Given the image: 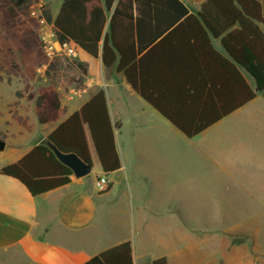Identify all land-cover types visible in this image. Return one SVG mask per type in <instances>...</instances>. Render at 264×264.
<instances>
[{
	"label": "trees",
	"instance_id": "obj_1",
	"mask_svg": "<svg viewBox=\"0 0 264 264\" xmlns=\"http://www.w3.org/2000/svg\"><path fill=\"white\" fill-rule=\"evenodd\" d=\"M33 2L38 0H0V31L21 56L45 60L43 20L60 43H71L100 59L106 80L122 74L130 88L187 139L264 91V18L257 0H205L197 13H190L181 0H63L54 18L47 5L40 7L38 17L32 16ZM212 39H221L227 57L213 48ZM0 63L13 73L19 70L2 40ZM72 65L80 72L76 87L82 88L87 66L79 59ZM58 70L56 59L49 64L46 78L53 81ZM244 73L254 79L258 93ZM16 97L34 101L39 124L57 121L61 102L51 84L35 92L26 87ZM11 114L29 129L27 118ZM120 127L112 122L105 92L99 89L45 140L64 154L74 153L92 163L89 139L102 175L108 177L121 168L115 139ZM0 175L19 181L33 197L62 188L73 178L44 142L0 168ZM83 264H134L132 244L110 247ZM143 264L168 263L161 257Z\"/></svg>",
	"mask_w": 264,
	"mask_h": 264
},
{
	"label": "rangeland",
	"instance_id": "obj_2",
	"mask_svg": "<svg viewBox=\"0 0 264 264\" xmlns=\"http://www.w3.org/2000/svg\"><path fill=\"white\" fill-rule=\"evenodd\" d=\"M39 3H32V16L40 14L44 4ZM59 3L52 0L53 11ZM0 40L19 67L13 73L0 63V138L5 139V132L13 135L19 129L11 113L18 114L21 101L28 102L16 92L49 84L76 87L80 72L72 65L77 57L58 59L57 76L50 82L45 76L49 65L39 70L45 60L21 56L3 30ZM119 82L113 77L104 91L109 112L121 124L115 139L132 175L130 197L145 206L142 248L153 256L180 249L177 256L166 257L168 264H264V91L253 105L212 126L198 141L186 139L137 96L127 95ZM23 118L40 127L34 112ZM33 138L34 131L12 139L6 152L21 151ZM99 171L94 157L91 181ZM151 209L159 214L154 217ZM187 244L189 249L181 251Z\"/></svg>",
	"mask_w": 264,
	"mask_h": 264
},
{
	"label": "crops",
	"instance_id": "obj_3",
	"mask_svg": "<svg viewBox=\"0 0 264 264\" xmlns=\"http://www.w3.org/2000/svg\"><path fill=\"white\" fill-rule=\"evenodd\" d=\"M62 1L60 0L58 7L53 11L52 0H39L40 4L49 7L53 18L57 15ZM181 1L190 13H197L205 0ZM257 1L261 4L264 18L261 0ZM262 30L264 31V27ZM211 43L218 53L227 57L221 39H212ZM76 59L87 66L83 87L54 88L61 102V110L56 122L41 125L36 117L40 127L33 128L28 120L29 129H25L16 121L19 128L16 133L10 135L5 132L6 138H1L5 141V149L0 152V168L15 163L34 145L44 142L46 137L77 111L91 95L99 89L104 90L105 84L110 83L113 77L120 78L118 87L125 89L127 95L137 96L148 105L130 88L122 74L114 73L109 80H106L100 59H94L79 49ZM244 75L251 83V78L246 73ZM60 93L63 94L62 97ZM257 97L258 94L252 102L227 118L253 105ZM17 111L22 117H27L32 112L36 116L34 101H21L17 105ZM109 113L112 122L115 123L114 117L111 112ZM33 131L34 138L30 140L31 143L25 144L24 149L18 152L11 150L6 152L12 139L30 135ZM202 134L189 140L197 138L196 140L199 141L198 137ZM88 146L93 162V158L97 159V157L89 139ZM127 171L130 172L128 162H121L119 170L108 177L105 176L109 183L105 192H99L94 185L95 179L91 181L88 176L81 179L72 178L70 184L37 197L31 196L19 181L0 175V264H83L98 253L126 241L132 244L134 264H143L171 255L177 256L180 249L174 250L167 256H153L142 248L141 241L146 230L142 216L145 206L137 199H131L133 181L132 175L129 177ZM100 174L102 175L101 170L98 176ZM149 212L154 217L158 213L154 209ZM189 247L190 245L187 244L181 251Z\"/></svg>",
	"mask_w": 264,
	"mask_h": 264
},
{
	"label": "built area",
	"instance_id": "obj_4",
	"mask_svg": "<svg viewBox=\"0 0 264 264\" xmlns=\"http://www.w3.org/2000/svg\"><path fill=\"white\" fill-rule=\"evenodd\" d=\"M38 16L39 14L34 17H38ZM40 23L42 24V26L45 25L47 28L42 30V35H41L42 50L46 62L42 64V69H39L40 71L44 72V70L48 67L49 63L56 59H63L66 57L69 58L77 57L76 46L68 42L60 43L56 39L54 32L52 31V26H47L43 20H41ZM94 185L99 192H103L108 188L109 183L107 181V178L101 175L95 178Z\"/></svg>",
	"mask_w": 264,
	"mask_h": 264
},
{
	"label": "water",
	"instance_id": "obj_5",
	"mask_svg": "<svg viewBox=\"0 0 264 264\" xmlns=\"http://www.w3.org/2000/svg\"><path fill=\"white\" fill-rule=\"evenodd\" d=\"M254 82V79L246 73ZM254 91L258 93V87L256 86L254 82ZM44 144L48 146L57 159L66 167H68L73 174V178L75 179H81L89 176V174L92 171V163H87L83 161L81 158H79L76 154L74 153H69V154H64L60 152L49 140H45ZM5 149V141L0 138V152H2Z\"/></svg>",
	"mask_w": 264,
	"mask_h": 264
}]
</instances>
